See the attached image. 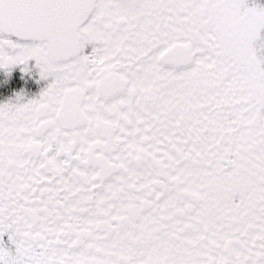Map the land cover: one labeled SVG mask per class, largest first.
I'll use <instances>...</instances> for the list:
<instances>
[{"label": "snow or ice", "instance_id": "1", "mask_svg": "<svg viewBox=\"0 0 264 264\" xmlns=\"http://www.w3.org/2000/svg\"><path fill=\"white\" fill-rule=\"evenodd\" d=\"M0 264H264V0H0Z\"/></svg>", "mask_w": 264, "mask_h": 264}]
</instances>
